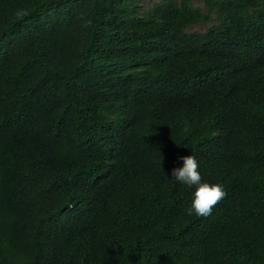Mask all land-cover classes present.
<instances>
[{
    "label": "trees",
    "instance_id": "trees-1",
    "mask_svg": "<svg viewBox=\"0 0 264 264\" xmlns=\"http://www.w3.org/2000/svg\"><path fill=\"white\" fill-rule=\"evenodd\" d=\"M147 1L0 0V264H264V0Z\"/></svg>",
    "mask_w": 264,
    "mask_h": 264
},
{
    "label": "clouds",
    "instance_id": "clouds-1",
    "mask_svg": "<svg viewBox=\"0 0 264 264\" xmlns=\"http://www.w3.org/2000/svg\"><path fill=\"white\" fill-rule=\"evenodd\" d=\"M180 159L183 162L182 166L174 167L168 176L189 189H194L191 192L188 214L199 217L211 215L214 206L226 196L223 184L204 180L199 161L194 155L183 156Z\"/></svg>",
    "mask_w": 264,
    "mask_h": 264
},
{
    "label": "rangeland",
    "instance_id": "rangeland-1",
    "mask_svg": "<svg viewBox=\"0 0 264 264\" xmlns=\"http://www.w3.org/2000/svg\"><path fill=\"white\" fill-rule=\"evenodd\" d=\"M195 2L197 4H200L203 8H205V6L200 2V0H195ZM148 1L145 0V4H147ZM210 27V25L208 24H200V25H196V26H192L189 31L193 32V31H199V32H204L206 31L208 28Z\"/></svg>",
    "mask_w": 264,
    "mask_h": 264
}]
</instances>
